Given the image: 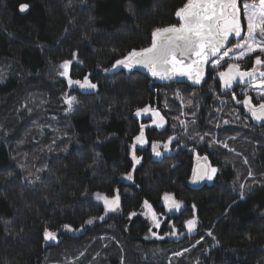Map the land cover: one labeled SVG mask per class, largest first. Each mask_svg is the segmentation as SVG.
Returning a JSON list of instances; mask_svg holds the SVG:
<instances>
[{
	"label": "trees",
	"instance_id": "16d2710c",
	"mask_svg": "<svg viewBox=\"0 0 264 264\" xmlns=\"http://www.w3.org/2000/svg\"><path fill=\"white\" fill-rule=\"evenodd\" d=\"M184 2L0 0V62L9 66L0 80V264H264V125L243 110L235 116L230 101L232 112L215 114L218 101L206 83L192 87L113 67L133 49L149 47L155 28L177 24ZM23 3L30 5L25 15ZM65 60L73 62L72 80L87 76L97 88L55 76ZM179 86L197 90L198 124L186 147L178 140L174 153L156 159L152 144L181 129L170 110L180 108ZM146 106L162 110L168 122L164 130L144 128L149 145L136 146V164L132 145L147 120L135 113ZM215 119L225 128L209 137ZM204 128L207 142L189 149ZM197 154L217 167L213 183L192 184ZM117 193L119 217L93 200ZM165 194L184 204L180 213L167 216ZM145 201L167 216L161 234L170 223L183 230L194 216L197 232L179 241L147 240ZM46 228L60 242L45 240Z\"/></svg>",
	"mask_w": 264,
	"mask_h": 264
},
{
	"label": "snow or ice",
	"instance_id": "6c2138e0",
	"mask_svg": "<svg viewBox=\"0 0 264 264\" xmlns=\"http://www.w3.org/2000/svg\"><path fill=\"white\" fill-rule=\"evenodd\" d=\"M29 7V4L23 3L19 5V11L23 13ZM242 15L246 21V28L242 24ZM175 16L178 18L177 24L155 28L151 33V45L149 47L140 50L133 49L127 56L117 60L113 67L122 66L132 69L139 65L147 68L152 76L160 79L184 76L193 80L194 83H200L209 57H216L230 36L242 37L243 33V43L237 44L238 51L232 59L242 60L254 52L264 53V0H257V2L252 3H248L246 0L243 3L240 0H186L183 6L176 10ZM230 51L232 50L224 51L223 56L213 60V65L219 66L221 59L228 57ZM73 55L75 56V54ZM71 64V60H65L60 65L62 69L60 75L68 77L69 85L76 84L82 89L97 88V84L92 83L87 76L82 81L72 80L69 77ZM255 64L264 66V59L257 55ZM257 75L264 77V71H260L258 68L241 70L239 63H229L227 71L219 72V77L226 87H231L237 78L243 81L246 78H255ZM260 95L264 96V92ZM74 102V97H69L66 100L69 108ZM243 103L248 106L254 119L264 120V102L255 106L251 104V98L246 97ZM149 113L153 117L152 123L162 126L164 117L159 111L150 107L137 109L135 115L139 117ZM144 128L145 126L141 125L140 133L134 138L135 143L132 145V160L136 164L140 163V158L135 154L136 146L148 143ZM172 139L169 138V141L164 144L165 149H168ZM159 147L158 143L152 144V150L157 156L161 155ZM204 160L207 161V157H204ZM216 171V168L205 164L193 171L192 181L195 183L205 178L211 180ZM127 178L131 180V174ZM96 198L103 200L108 211H115L120 206L118 194L111 199L97 194ZM163 199L169 210H179L182 207V202L170 194H165ZM145 207L151 212L156 227H159L160 223L155 219L156 214L152 212L151 205L147 201H145ZM130 215H135V213ZM88 223L91 224L92 221L89 220ZM186 224L188 230L192 231L196 226V220L189 219ZM63 227L70 229L67 224ZM44 238L45 240H56L57 234L46 228Z\"/></svg>",
	"mask_w": 264,
	"mask_h": 264
},
{
	"label": "rangeland",
	"instance_id": "374dc122",
	"mask_svg": "<svg viewBox=\"0 0 264 264\" xmlns=\"http://www.w3.org/2000/svg\"><path fill=\"white\" fill-rule=\"evenodd\" d=\"M241 3L245 2V1H240ZM254 2H257L254 1ZM248 3H252V2H248ZM242 24H244L245 28H246V21H244L243 15H242ZM242 37H243V33H242ZM242 37H236L234 36V39L231 40L230 45L224 50V51H228V50H232L229 52V56L228 57H224L223 59H221L220 65L219 66H214L213 63L210 64V68H211V73H209L206 77V81L205 83L207 84V89L209 91V93L218 101V105L216 107V111L215 114H219L221 115L222 112H224L226 109H230L231 110V104L228 103L229 101L231 103H233L236 107H235V116L239 115L240 110L244 111V114L248 115L250 114L249 108L248 106H246L243 101L245 100L246 97H250L251 98V104L258 106L260 103L264 102V96H261L260 93L264 92V77H260L258 76V78L254 79L253 81H251L249 84L245 85V86H240L237 87L234 91L235 92H227L229 97L223 95L225 93V91L222 89V85L220 82L217 83V77L219 72L221 71H225L227 69V65L229 63H239L241 69L244 70H251L252 68H258L260 71H264V66H257L255 64V58L257 55H260L262 59H264V53H259V52H254L251 53L250 55L244 57L242 60H235L232 59V57L235 56L236 51H238L237 49V44L238 43H243V38ZM223 51V52H224ZM223 52L220 56H218L217 58L223 56ZM216 58V59H217ZM73 63V62H72ZM72 66V64H71ZM71 66H70V70H69V77L71 78ZM9 68V66L6 63L0 62V80L3 79V77L5 76V71L3 70V68ZM119 68H122V66H118V67H114V70H117ZM124 68V67H123ZM127 69V68H126ZM129 70V69H127ZM62 71V69L59 67L57 69V72L55 74V76H57L59 79H64L67 83H68V77H64L60 75V72ZM210 76V78H209ZM177 89L174 92V101L178 102L180 105L179 110L177 111L174 108H171L170 110L174 111L176 114L175 116V121L176 123H178L181 127V129H174L175 131L178 130L179 133L172 136L171 138L172 141L168 146V149L164 148V144L167 143L169 141V139L166 142H155L158 143L160 145L159 147V151L161 152L160 156L155 155V153L152 150L151 147V151L153 154V157L156 159H160L162 158L164 155L166 154H171L174 153V149H173V142H176L179 140V147H186V142H191L192 139H188L187 135L189 132L193 131V128L195 125L198 124L197 121V115H198V111H200L201 106H198L197 108V112H195L193 109V107L196 105V98H197V90H192L189 88H184V87H176ZM227 98H229L230 100H228ZM228 103V105H227ZM242 108V109H241ZM154 110H157L155 108H151ZM160 112V114L164 117V121L162 123V126H159L158 124H153L152 123V119L153 117L151 116V113L149 114H142L141 116L136 118L139 120H143L146 119L147 121H145V124H142L146 127H150V128H157L159 130H164L167 127V118L164 116V113L162 110H157ZM231 114V113H230ZM183 122V123H182ZM214 124H210L211 128L210 130H213V134L212 136H209L206 132V128L203 129V133L201 132H197L198 135H200L199 141L196 143V145L193 146V148H189L191 150L196 151V148H198V146H203L207 140L206 138L209 137H216L219 132L218 128H225L224 126V122L219 123V121L217 119L214 120ZM220 124V125H219ZM217 125V126H216ZM216 126V127H215ZM219 126V127H218ZM195 132V131H193ZM201 133V134H200ZM240 137V135H239ZM193 138H195V136H193ZM216 144L220 145V144H225L223 139H218L215 141ZM149 145V142L143 145H137L140 148H145ZM231 151V150H229ZM204 157H207V163L208 165H210L212 168H216L211 164L210 159L208 158V156H200L199 160H204ZM205 161V160H204ZM218 169L216 171V173L213 175V178L211 180L207 179V183L211 184L214 182L216 175H217ZM127 178V177H126ZM97 195L93 196V200L95 201H100L102 202V200H98ZM149 205H151L148 202ZM184 208V204L182 203V210ZM151 210L152 212H155L156 217L155 219L159 221L160 226L156 227V224L154 222L153 216L151 214V212H149V210L145 207V202L143 204V208L140 212V215H142V217L144 219H146L149 224H150V230L148 232V234L145 236V238L147 240H163V239H167L168 237L173 236L174 239L176 241L181 240L180 238H185V237H191V235H194L197 232V227H198V223H197V219L196 217H192L191 219H195L196 220V226L192 231L188 230L187 224H184V228L182 229H175L173 224H169L168 227H170L171 231L166 232L165 234H161L160 233V229L162 227V225L164 224L165 221H167V216L159 214L151 205ZM120 210H117L113 213H110L111 217H119L120 216ZM136 215H138V213L135 215H130V218H134ZM109 218V217H108ZM174 233V234H173ZM57 240L58 242H60V239H62L61 236H59V234H57Z\"/></svg>",
	"mask_w": 264,
	"mask_h": 264
},
{
	"label": "water",
	"instance_id": "95a60500",
	"mask_svg": "<svg viewBox=\"0 0 264 264\" xmlns=\"http://www.w3.org/2000/svg\"><path fill=\"white\" fill-rule=\"evenodd\" d=\"M28 11H29V8H28L25 12H23V13L21 12V13H22L23 15H25V14L28 13ZM232 39H234V35L229 37V40L225 43V45H224V47L222 48L221 52L218 53L216 57H209V62H208V63L205 65V67H204V76H203L202 80L200 81V83H194L193 80H190V79H188L187 77H184V76H173V77H171V78H169V79H164V80H165V81H168V82H174V83L186 84V85H190V86H192V87H199V86L203 85V84L205 83V81H206V75H207V71H208V68H209L210 64L212 63L213 60H215L218 56H220V55L222 54V52H223V51H224V50L230 45V42H231ZM133 68H135V69H139V70H141V71H143V72H145V73H147V74H149V75L152 76L151 72H150L147 68H145V67H143V66H139V65H137V66H134ZM225 71H227V69H226ZM257 76H258V75H257ZM257 76H256L255 78H257ZM255 78H246V79L243 80V81H241V80H239V78H237L236 80L233 81L231 87H226V86L223 84V82L221 81V79H220V77H219V74H218V80L220 81V83H221L222 88H223L224 91H229V90L233 89L234 87H236L238 84H241V83H248V82L254 80ZM75 85H76V84H75ZM85 90H86V89H85ZM89 90H91V89H89ZM250 113H251V112H250ZM253 119H254V118H253ZM254 120H255L257 123H259V124H261V125H264V120H259V121L256 120V119H254ZM205 164H208V163H207V162H204V161H201V162L197 163L196 166H195V170H197L198 168H200L201 166H203V165H205ZM206 182H207V179L205 178V179L200 180V181H197V182H195V183H193V181H192V184H193L194 186H196V187H199V186H202V185H203L204 183H206ZM117 194H118V193H117ZM175 199H176V198H175ZM176 200H177V199H176ZM120 205H121V199H120ZM164 208H165V211H166L167 216H169V217H172V216L177 215V214L180 213L181 210H182V207H181L179 210H176V209L169 210V208H168V207L166 206V204H165V201H164ZM82 231H83V230H81V233H82ZM170 239L173 240L174 237L171 236ZM180 239H182V238H180ZM50 242L55 243L56 240H50Z\"/></svg>",
	"mask_w": 264,
	"mask_h": 264
},
{
	"label": "flooded vegetation",
	"instance_id": "af4514ba",
	"mask_svg": "<svg viewBox=\"0 0 264 264\" xmlns=\"http://www.w3.org/2000/svg\"><path fill=\"white\" fill-rule=\"evenodd\" d=\"M240 1H242V0H240ZM241 70H244V69H241ZM211 68H210V66H209V68H208V71H207V75L209 74V73H211ZM207 75H206V77H207ZM259 76V75H258ZM258 76H257V78H258ZM256 79V78H255ZM207 80V79H206ZM217 80H218V77H217ZM219 81V80H218ZM253 81V80H252ZM220 82V81H219ZM251 82V81H250ZM250 82H248V83H241V84H238L236 87H234L233 89H231V90H229V91H225V92H235L234 90L237 88V87H240V86H245V85H247V84H249ZM223 89V88H222ZM250 115H251V113H250ZM252 116V115H251ZM202 156H205V155H202ZM199 158H200V155H195V166H196V164L197 163H199V162H201V161H204V160H199ZM204 162H206V161H204ZM195 166H194V170H195Z\"/></svg>",
	"mask_w": 264,
	"mask_h": 264
}]
</instances>
